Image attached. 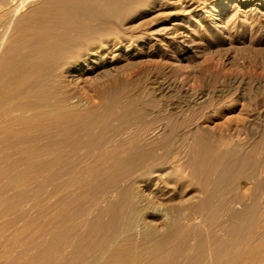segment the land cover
<instances>
[{
  "label": "rangeland",
  "instance_id": "rangeland-1",
  "mask_svg": "<svg viewBox=\"0 0 264 264\" xmlns=\"http://www.w3.org/2000/svg\"><path fill=\"white\" fill-rule=\"evenodd\" d=\"M92 1L104 17L59 36L82 47L53 54L92 51L89 62L55 71L38 98H82L91 120L129 102L137 135L124 137L137 149L41 187L27 145L0 143V264H264V0ZM0 2L22 3L7 23L0 10L1 92L32 49L17 27L30 29L42 15L30 9L48 0Z\"/></svg>",
  "mask_w": 264,
  "mask_h": 264
},
{
  "label": "bare ground",
  "instance_id": "bare-ground-1",
  "mask_svg": "<svg viewBox=\"0 0 264 264\" xmlns=\"http://www.w3.org/2000/svg\"><path fill=\"white\" fill-rule=\"evenodd\" d=\"M69 1L48 0V2H37L30 9V13H41L42 15L35 20L33 19V26L30 27L29 25L30 29L25 28V26L23 28L21 26V28L17 27L16 39L20 42L24 39L28 40L32 49L21 56L16 67L13 69L8 68L7 71L4 70V72L6 71L4 75L6 79L0 92V143L9 146L27 145L30 154L25 155L23 162L33 166L35 172L32 176L40 178L41 187L50 180H56L65 174H71L80 165L91 162L103 163L124 160L126 154H129L128 152L133 150V147L137 149L136 139L134 140L133 137L137 135L135 128L138 119L132 115V107L129 102L118 104L121 108L120 111H117V103L112 102L106 105L105 111H102L96 119L91 120L87 119V114L93 110L83 107L82 98L58 104L48 101L40 102L38 98V93L41 91L45 79L54 75L55 71H58V75L64 77L66 72L69 71L73 59L75 61L74 71L81 70L82 66L89 62L86 55L89 51H84L76 57L67 55L62 59L54 58L53 54L65 47L74 49L82 47V43L73 44L71 40L64 38L60 40V34L71 32L83 36L85 33L83 29L90 25L89 23L92 20L104 17L103 12L97 9L98 6L93 5L92 0ZM139 1L141 0H122V2ZM20 4L17 5L15 2L13 5L16 6H7L2 10L6 2H0V10L3 14L7 13L5 15L7 16L6 23L9 20L8 17L17 14L16 12L21 9ZM24 28L28 29V37ZM105 45L106 48L110 46L107 43ZM43 52H46L48 58L37 61L39 54H43ZM89 53L93 54L94 52L90 51ZM14 59L17 58L14 57ZM79 74V72L73 74L76 76V81L79 80ZM113 120H116V124L113 123ZM79 121L82 123V128L78 131L72 130L73 123ZM129 128H134V136L125 138L124 134ZM33 132L41 133L43 137H46V134L52 135L54 142L51 148H42L40 144L42 141H39L41 138L32 137L28 141L20 138L22 133ZM127 143L133 144V147L131 149L127 148ZM53 167L54 169H51ZM156 170L155 166H148L147 170L139 177L152 172L155 173ZM239 214L240 212L235 213V215Z\"/></svg>",
  "mask_w": 264,
  "mask_h": 264
}]
</instances>
